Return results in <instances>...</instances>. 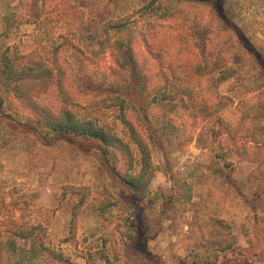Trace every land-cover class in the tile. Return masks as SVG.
Wrapping results in <instances>:
<instances>
[{
    "label": "rangeland",
    "instance_id": "1",
    "mask_svg": "<svg viewBox=\"0 0 264 264\" xmlns=\"http://www.w3.org/2000/svg\"><path fill=\"white\" fill-rule=\"evenodd\" d=\"M61 1L46 0L51 14L39 27L29 23L25 1L0 0V62L6 49L21 57L36 44L47 60L59 51L63 88L49 90L42 104L54 110L68 106L80 118L113 126L121 134L124 118L134 122L152 142L155 172L150 185L137 193L145 207L140 213L112 185L95 151L65 142L43 145L21 124L32 121L28 111L8 103L6 113L15 118L0 112V264H133L123 243H131L140 214L149 264H264V151L255 156L258 146L264 149V70L244 56L229 32L218 33L211 52L217 47L227 61H238L237 77L219 89L232 98L221 118L253 157L249 162L228 155L233 165L226 168L220 157L229 140L216 118H204L205 111L190 117L164 100L165 84L140 38L144 20L159 23L157 4ZM225 1L236 23L248 26L249 35L258 33L253 41L264 51V32H259L264 21L260 25L252 18L264 14V0ZM195 8L187 25L201 37L210 11ZM56 9L66 10L68 17L59 21ZM104 9L107 20L101 22ZM112 16L123 26L125 41L132 39V52L129 42L117 44L107 34ZM131 53L140 93L132 84ZM213 76L199 78L201 95L209 94ZM0 89L6 91L3 82ZM172 89L177 92L178 83ZM200 132L210 139L207 149L198 143ZM134 151L139 167L140 155Z\"/></svg>",
    "mask_w": 264,
    "mask_h": 264
},
{
    "label": "trees",
    "instance_id": "2",
    "mask_svg": "<svg viewBox=\"0 0 264 264\" xmlns=\"http://www.w3.org/2000/svg\"><path fill=\"white\" fill-rule=\"evenodd\" d=\"M22 1L26 4L24 11L28 15L29 23L40 27V24L46 22V18L51 14L47 11L46 0ZM64 2L68 1H61V5ZM141 2L152 7L157 4L161 15L157 20L158 24L153 20L143 21L140 38L165 84L164 100L175 106L177 104L190 114V117H197L199 112L205 111L204 118L208 116L216 118L220 128L227 132L229 140L226 154L220 157L224 167L233 165L228 160V155L253 162L250 161L253 157H250L248 145L240 144L238 135L233 134L231 128L221 118V112L232 102V98L221 95L219 89L223 83L237 77L235 66L238 65V61L233 58L227 61L223 52L218 51L217 47L211 52V45L218 37H221L218 33L225 30L231 34V40L242 49L244 56L264 70V51L259 49L253 41V37L258 33L254 31L253 36L249 35L248 26L243 28L236 23V18L227 12L225 0H141ZM195 6H203L210 11L205 15V29L201 37H197L196 33L190 30V25H187L191 20L190 14L193 10H198ZM56 12L61 22L69 15L62 9H56ZM76 17L78 18L77 15ZM99 17L101 22H105L107 11L105 9L100 11ZM252 18L257 21V24L262 25L264 14L260 13L258 17L253 15ZM108 28L107 34L110 38L123 46L129 42L127 47L132 52V39L127 37L125 41L120 35L124 33L123 26L113 16L109 20ZM212 31H214L213 34ZM64 46L65 44L62 48ZM71 48L76 49L77 46L72 45ZM10 51L6 49L1 55L0 82H3V87L6 88L4 93L0 89L1 114L8 119H14L13 115L6 113L5 106L8 103H17L24 111H28L29 118H32V121L21 123L22 126L34 133L43 145L52 146L57 142H65L78 146L86 152L95 151L107 170L112 185L121 191L127 205L137 206L141 210L140 213L143 212L145 207L139 202L137 193L150 185L155 169L150 150L152 142L144 136L142 127L140 129L134 122L124 118L121 122L124 134H121L113 126L80 118L68 106H61L54 110L43 105V95L53 88H63L64 73L61 71L62 66L57 56L59 51H56L53 58L49 60L46 59L49 55L44 57L36 44L33 46V51L28 53L29 55L12 57ZM93 52L96 54L95 51ZM132 56V53L129 54L130 71L135 76L134 78L132 75L134 78L132 84L135 86V91L140 93V79L135 75L137 65ZM210 72L214 73L209 90H206L210 92L208 95H201L197 82L203 74H210ZM176 83L179 88L177 92L172 89V85L176 86ZM128 100L132 101V98L129 97ZM133 104L136 108L139 107L138 104ZM147 130L150 133L147 131L148 138H153L151 129L148 127ZM197 139L202 148L209 147L210 139L203 138L202 132ZM257 148L255 156L262 157L264 149L261 146ZM134 149L140 155L139 167H136L137 157ZM141 217L140 214L137 232L131 236V243H123L126 249L125 257L133 260L131 261L133 264H149L151 261ZM87 264H96V262L88 260Z\"/></svg>",
    "mask_w": 264,
    "mask_h": 264
}]
</instances>
